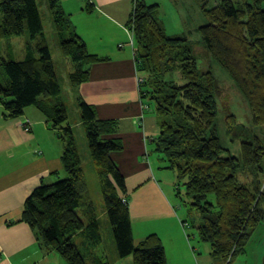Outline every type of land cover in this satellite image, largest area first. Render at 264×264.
<instances>
[{
    "label": "trees",
    "instance_id": "16d2710c",
    "mask_svg": "<svg viewBox=\"0 0 264 264\" xmlns=\"http://www.w3.org/2000/svg\"><path fill=\"white\" fill-rule=\"evenodd\" d=\"M208 2L203 11L207 23L198 29L201 44L248 104L252 126L264 127V7L259 0H218L216 6L206 9ZM48 7L61 55L73 64L70 84L84 83L90 78L89 65L101 59L89 54L58 0H48ZM0 14V41L25 33L29 36L21 60L0 57L5 74L0 82L2 116L16 120L26 109L36 108L63 145L60 159L66 174V178L31 192L24 202L21 222L67 264H110L108 256L99 254L103 241L101 221L90 199L74 131L59 98L61 87L37 1L0 0ZM126 28L136 45L139 98L153 104L158 119L160 132L153 140L154 153L164 156L165 169L174 171L177 181L184 180L190 207L200 215V240L210 245L213 257L230 264L235 256L244 253L250 235L264 217V191L258 187V177L264 171V140L253 137L243 125L237 133L229 128V133L242 140L241 158L223 156L225 149L215 125L214 78L211 72L198 70L188 38L168 35L159 18V6L146 0L134 2ZM175 71L186 80L185 85L166 80ZM78 106L113 234L115 261L132 256V264H167L157 235L134 243L125 181L114 158L123 150L119 138H113L117 122L97 119L95 109L81 100ZM247 173L253 174L250 185L241 180Z\"/></svg>",
    "mask_w": 264,
    "mask_h": 264
},
{
    "label": "crops",
    "instance_id": "0c3cea01",
    "mask_svg": "<svg viewBox=\"0 0 264 264\" xmlns=\"http://www.w3.org/2000/svg\"><path fill=\"white\" fill-rule=\"evenodd\" d=\"M36 1L48 7V0ZM135 1L139 0H58L89 54L101 59L89 65V80L74 89L81 100L95 109L99 120L117 122V133L113 138H119L123 150L114 158L125 181L132 233L134 227L142 230L138 228L142 225H148L152 230L161 219L174 217L176 208V203L171 201L176 190L173 178L163 172L169 171L165 169L164 156L154 153L146 157L145 144L151 141L146 136H155L158 119L154 114L145 115L146 105L138 94L136 45L132 32L126 28ZM151 4H157L161 12L158 3ZM52 28L56 33L53 24ZM2 112L0 108V264H67L59 254L46 249L33 230L21 222L24 202L31 192L41 185L52 184L53 177H58L63 170L58 148L48 156L41 155L39 131L34 129L42 127L41 133L51 130L34 107L26 109L16 120H6ZM26 120L31 123L30 136L21 127ZM156 173L164 177L168 187L158 184ZM181 224L184 228L185 222ZM153 231L152 234L162 240L167 264H172V250L160 231ZM149 235L138 236L134 243L137 245ZM191 239L194 240V236ZM184 261L179 259L178 262ZM125 263L131 264L129 260ZM185 264H195L191 252Z\"/></svg>",
    "mask_w": 264,
    "mask_h": 264
},
{
    "label": "rangeland",
    "instance_id": "374dc122",
    "mask_svg": "<svg viewBox=\"0 0 264 264\" xmlns=\"http://www.w3.org/2000/svg\"><path fill=\"white\" fill-rule=\"evenodd\" d=\"M232 1L235 2L240 0ZM252 1L253 0H245V2L248 3H251ZM259 1L260 5L264 7V0ZM147 2L148 4L158 3L160 5L161 12L159 13V18L163 22L167 34L180 36L185 35L186 38H188V40L191 42L198 70L200 72L209 71L212 73L216 88L215 101L217 104V117L215 125L221 144L225 149L223 156L230 155L233 158L240 160V144L242 140L238 138V136H234L233 134L229 133V128H232L235 133H237L241 131L240 125H243L244 127L251 130L250 133L253 137L255 136L259 138V140H264V127L252 126L248 104L238 92L233 81H231L228 75L222 70L220 65L211 57V55L203 48L201 44V38L198 29L207 23V18L203 12L205 6L204 3H206L207 0H203V2L199 0H147ZM217 4L218 0H209L206 9H211ZM37 5L42 20L43 34L46 38L57 80L61 87L59 98L63 101L65 110L67 112V123L74 131L78 150L83 162L85 178L91 195L90 199L94 202L96 206V213L98 214V218L101 221L103 241L98 247L100 257L108 256L107 259L110 261V264H127L125 263L127 260H129L132 264V256L123 259L125 261L121 259V263L115 262L116 251L114 250L113 234L104 212V205L99 192L97 177L89 157L85 128L81 122V114L78 106V100L81 99L78 97L74 89L75 87L70 85L69 81V74L73 71V64L70 59L64 58L60 54L59 36L53 32L52 21L49 15V7L45 8V6L39 4L38 2ZM1 20L0 14V24ZM5 40L6 41H0L1 59L16 61L21 60L24 55L25 44L29 42L28 33H25L20 37H12ZM140 53H142V50H140ZM4 76L5 74L0 67V82H3L5 79ZM166 80L174 81L178 86H183L186 83V80L182 78L179 71L168 74L166 76ZM138 82L139 80L137 83ZM144 102L148 104L146 109H143L146 113L145 115H156L153 104L150 103L146 98L144 99ZM0 108L2 109V107ZM21 127L24 131L29 132L31 130L30 121L26 120L21 124ZM36 129L39 131L37 132L38 143H40L41 149L43 150L41 155L43 156L46 154L48 156L52 153H55L57 148L59 153L62 155L63 145L58 140L57 133L55 131H49V133L47 131H43L44 133H41L43 128L40 126L34 130ZM159 132V127H157L155 136L151 138V134H148L149 136H146V138L148 141H153L154 138L156 139L157 136H159ZM28 134V136H30L31 132ZM33 135L34 134L32 133V136ZM151 141L145 144L147 158L148 156H153L154 154L155 144L153 142L151 143ZM29 144L33 146L32 143ZM30 147L31 146H29V149ZM39 149L40 148H38V150ZM145 161L146 163L148 162V164H150L148 159H145ZM262 167L264 168V160L262 162ZM60 171L61 172L58 177H53V183L66 178L64 171ZM163 172H167L168 176L173 178L174 189H176L175 196L173 195L171 200L173 203H176L174 217L161 219V223L158 222L159 225H157L155 228L153 227L152 230H149L148 225H142L141 227H138L143 228L142 230L134 227L132 233L133 239H138L137 237L141 235H149V233L151 235L153 232H155L153 229H157V231H160V235H162L166 244L172 250V254L170 256L172 264H180L178 262L179 259H185V261H187V255L189 252H191L193 255L195 264H227L228 262L226 260L213 257L210 245L200 240L197 233V227L201 224L200 215L198 211L190 207L189 199L185 195L184 180L177 181L176 173L174 171L169 170ZM156 175L158 178V184L161 185V187H168V182L164 179V177H160L158 173H156ZM241 180L250 185L251 182L254 181L253 174L249 175L247 173V175H242ZM258 181V187L261 191H264V171L259 175ZM210 199L213 200L212 197ZM262 208L264 212V203ZM181 221L185 222V229L182 227L183 224H181ZM193 236L195 238L194 240L191 239ZM76 244L79 247V250L82 251V246L80 243L76 241ZM81 254L84 256L82 252ZM263 259L264 217L255 232L250 235V239L245 247L244 253L235 256L230 264H263ZM185 261L181 264H185Z\"/></svg>",
    "mask_w": 264,
    "mask_h": 264
}]
</instances>
